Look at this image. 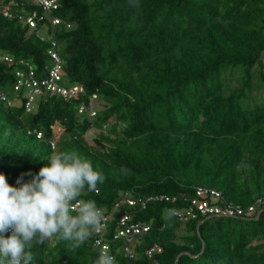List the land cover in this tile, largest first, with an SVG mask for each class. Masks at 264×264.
<instances>
[{
  "label": "trees",
  "instance_id": "1",
  "mask_svg": "<svg viewBox=\"0 0 264 264\" xmlns=\"http://www.w3.org/2000/svg\"><path fill=\"white\" fill-rule=\"evenodd\" d=\"M56 3L50 16L63 24L39 23L41 41L23 21L41 9L0 0V173L7 182L29 180L25 174L53 152L74 151L105 177L79 199L109 215L115 264H147L144 251L153 245L161 250L157 264H264L263 210L243 218L196 214L185 223L170 212L184 210L196 187L217 192L221 206L245 210L264 200V0ZM49 50L63 73L57 86L80 85L83 94L68 101L44 93L26 113L25 88L14 86L47 78ZM91 96L95 116L77 114ZM124 193L175 201L115 209ZM121 211L149 227L130 256L111 240ZM91 230L79 247L59 236L35 244L30 264H94Z\"/></svg>",
  "mask_w": 264,
  "mask_h": 264
},
{
  "label": "clouds",
  "instance_id": "2",
  "mask_svg": "<svg viewBox=\"0 0 264 264\" xmlns=\"http://www.w3.org/2000/svg\"><path fill=\"white\" fill-rule=\"evenodd\" d=\"M55 131L59 139L63 129L56 126ZM25 175L31 178L18 176L10 185L0 173V264H30L34 245L53 236L79 247L101 218L95 201L79 197L85 190L96 191L105 177L78 153L53 152L34 174ZM94 264L115 261L101 251Z\"/></svg>",
  "mask_w": 264,
  "mask_h": 264
},
{
  "label": "built area",
  "instance_id": "3",
  "mask_svg": "<svg viewBox=\"0 0 264 264\" xmlns=\"http://www.w3.org/2000/svg\"><path fill=\"white\" fill-rule=\"evenodd\" d=\"M38 6L42 15L38 16L35 12L26 19H23L28 28L32 31L36 32V35L39 36L37 25H41L44 29L46 19L49 20L52 26L62 25L60 19L56 17L50 16L52 10L56 9L57 3L56 0H29ZM4 16H9L8 12H4ZM50 16V17H49ZM22 19V17L20 18ZM66 29L69 28V25H65ZM40 40L43 38L41 36ZM53 46V44H52ZM49 55L52 58V66L50 68H45L47 78L41 81H36L34 79L28 80H20L14 86V90L17 91L20 88H25L26 95L28 96V101L25 105V112L29 113L34 109L33 100L39 95H44L47 93L50 97L57 96V98H62L63 100H78L79 96L83 94V89L80 85H74L68 89H64L57 86V83L60 81L63 73L61 71L59 65V59L56 54L49 50ZM22 65V62H20ZM28 67L27 65H25ZM29 68V67H28ZM30 69V68H29ZM31 70V69H30ZM21 77L20 74H18ZM32 75V74H31ZM0 99L4 100V96L0 94ZM95 99L94 96H91L87 103H80L77 108V114L85 115L89 118H93L95 116ZM36 138H41V133H36ZM55 142L50 143V147L53 150L55 148ZM220 199V195L210 189L196 187L194 189V197L189 200V203L186 208L182 211H170L171 214L179 219L180 222L185 223L188 220L194 219L196 214L200 216L207 217H221V218H237L244 216H251L257 210L256 215H258L260 210L264 211V200H258L255 204L249 206L247 209L242 210L238 206L228 205H218L216 204L217 200ZM150 200H158V201H166L173 203L175 198H169L166 196H158V197H150V198H139L133 199L128 193H124L122 196L118 198L116 201L114 208L117 209L119 206H125L127 209L134 208L135 206H139L140 209H143L146 202ZM110 222L109 215H105L103 211H101V218L99 221V225L96 228H93L92 234L94 235L93 247L98 248V251H105L108 254L109 252V242L108 237L110 236V231L108 228ZM149 227L145 224H141L138 222H132L131 215L129 211H121L115 219V227L111 234V240L121 241L124 243L122 251L130 256L132 242L136 237L142 236L146 232H148ZM160 247L157 245H153L147 248L144 251V256L148 260L147 264H157L154 256L160 253ZM111 255V254H110ZM112 256V255H111ZM113 257V256H112Z\"/></svg>",
  "mask_w": 264,
  "mask_h": 264
},
{
  "label": "rangeland",
  "instance_id": "4",
  "mask_svg": "<svg viewBox=\"0 0 264 264\" xmlns=\"http://www.w3.org/2000/svg\"><path fill=\"white\" fill-rule=\"evenodd\" d=\"M58 139V138H57Z\"/></svg>",
  "mask_w": 264,
  "mask_h": 264
}]
</instances>
